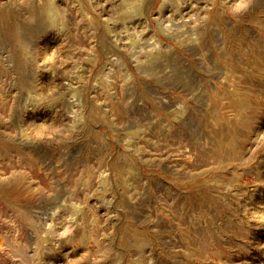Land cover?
<instances>
[{
    "label": "rangeland",
    "instance_id": "374dc122",
    "mask_svg": "<svg viewBox=\"0 0 264 264\" xmlns=\"http://www.w3.org/2000/svg\"><path fill=\"white\" fill-rule=\"evenodd\" d=\"M0 264H264V0H0Z\"/></svg>",
    "mask_w": 264,
    "mask_h": 264
}]
</instances>
